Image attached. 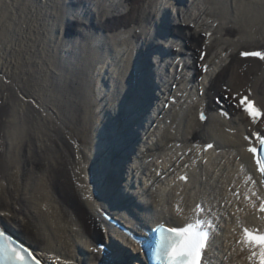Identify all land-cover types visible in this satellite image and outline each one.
Masks as SVG:
<instances>
[{"label":"bare ground","instance_id":"bare-ground-1","mask_svg":"<svg viewBox=\"0 0 264 264\" xmlns=\"http://www.w3.org/2000/svg\"><path fill=\"white\" fill-rule=\"evenodd\" d=\"M242 51L264 52V0H0V228L41 264H160L154 229L199 215L219 227L202 264H250L264 60ZM102 144L129 150L121 176L92 168ZM102 208L120 230L100 237Z\"/></svg>","mask_w":264,"mask_h":264},{"label":"snow or ice","instance_id":"snow-or-ice-1","mask_svg":"<svg viewBox=\"0 0 264 264\" xmlns=\"http://www.w3.org/2000/svg\"><path fill=\"white\" fill-rule=\"evenodd\" d=\"M243 57H258L264 60V52L259 51H242ZM206 70V69H205ZM240 104L243 106V111L255 121L261 115L259 109L254 107L253 101L247 96L240 98ZM201 120L205 119L204 114L200 116ZM253 135H257L253 133ZM264 145V139L260 141ZM213 145H206L207 148H212ZM249 152L256 153V148H249ZM259 171L264 176V163L257 161ZM180 180H187L186 176H180ZM264 184V180L260 181ZM239 198V193H234ZM256 195V193H253ZM248 199L247 196L244 197ZM259 200L258 211L264 213V198L257 196ZM197 213H200L202 206H195ZM212 230V231H210ZM154 231L157 233L155 256L160 261V264H202V259L206 255V249L211 247L214 242V232L219 231L218 225L212 221H205L197 215L194 220L185 223L183 227H166L160 224ZM242 245L241 251L247 248L249 255L247 259L253 264H264V232L259 229H250L243 227L241 229L240 239L236 241ZM0 258H3L7 264H41L26 247L0 245Z\"/></svg>","mask_w":264,"mask_h":264},{"label":"rangeland","instance_id":"rangeland-1","mask_svg":"<svg viewBox=\"0 0 264 264\" xmlns=\"http://www.w3.org/2000/svg\"><path fill=\"white\" fill-rule=\"evenodd\" d=\"M246 64V63H245ZM224 94H226V95H224ZM224 95V96H223ZM227 95H229L228 97H227ZM217 97V98H216ZM215 98L216 99H219V102H223L224 100L226 101V100H230L231 98H230V93L229 92H224V90L222 91V93L220 94V95H218V96H216ZM232 100V99H231ZM74 117H75V122H76V124H78V122H79V126L81 125V120H80V118H81V116L79 117V115L78 114H76V115H74ZM264 127V126H263ZM262 129V128H261ZM264 129V128H263ZM83 133H85V131H83L82 132V134H81V137L83 138L84 137V134ZM67 152L69 153V155H70V151L69 150H67ZM29 153H30V151H29ZM29 155V154H28ZM114 163H117V161H115ZM74 198H75V196H74ZM119 203H121V202H117V204H119ZM120 205H123L122 203L120 204ZM131 206H133V205H131ZM127 209H129V210H127L128 211V213L130 214V215H133L135 212H136V208H127ZM136 209V210H135ZM102 210H104V211H106L107 213H109L111 216H112V218L113 219H115V220H117L109 211H107V210H105V209H103L102 208ZM85 211H87V209L85 210ZM100 214H101V212H100ZM102 218V217H101ZM100 218V219H101ZM99 219V220H100ZM3 227H6V226H3ZM94 230H95V232L97 231V232H99L98 234H100V237L101 236H103V232H101V231H99V230H96L95 229V227L93 228ZM23 239H25L24 237H22ZM27 242V241H26ZM99 244H103V245H107L105 242H98ZM98 244V245H99ZM107 247H108V245H107ZM118 249L119 250V252H120V255H122V258L124 257L123 255H127V257L129 256V253L121 246V245H119V244H115L114 245V247H113V249ZM94 249V248H93ZM126 257V256H125ZM121 258V257H120ZM125 259V258H124ZM120 260V259H119ZM120 262H122V259H121V261Z\"/></svg>","mask_w":264,"mask_h":264}]
</instances>
